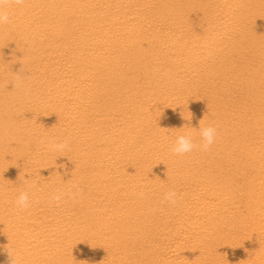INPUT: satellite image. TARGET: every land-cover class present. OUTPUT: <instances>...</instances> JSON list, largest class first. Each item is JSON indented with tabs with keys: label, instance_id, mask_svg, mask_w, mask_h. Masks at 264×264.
Wrapping results in <instances>:
<instances>
[{
	"label": "bare ground",
	"instance_id": "6f19581e",
	"mask_svg": "<svg viewBox=\"0 0 264 264\" xmlns=\"http://www.w3.org/2000/svg\"><path fill=\"white\" fill-rule=\"evenodd\" d=\"M199 122L216 142L174 156ZM71 184L76 200L48 201ZM7 250L16 264H264V0L14 7L0 27V264Z\"/></svg>",
	"mask_w": 264,
	"mask_h": 264
},
{
	"label": "clouds",
	"instance_id": "9594fccd",
	"mask_svg": "<svg viewBox=\"0 0 264 264\" xmlns=\"http://www.w3.org/2000/svg\"><path fill=\"white\" fill-rule=\"evenodd\" d=\"M26 0H0V27L10 24L12 9L14 7H23ZM193 133H196L199 137L197 143L193 138ZM217 128L216 126L209 124L205 126L199 122V127H192V131L176 135L174 142L171 144L170 152L174 156H185L196 149L207 152L211 146L216 142ZM39 144L55 153L63 154L65 151L70 150L69 141L67 139L62 141L47 140L41 138ZM30 177L29 173H25ZM29 179V178H28ZM28 179L24 180L27 181ZM82 194V189L78 184H71L67 190H56L48 196L50 203H55L57 206L64 200L65 197L76 200ZM33 195L29 191H20L16 196L14 204L16 209L20 211H27L32 207ZM143 192L140 193L142 197ZM179 201V196L175 188L169 189L164 193L163 202L170 205H176ZM8 251L11 264H16V259L12 253Z\"/></svg>",
	"mask_w": 264,
	"mask_h": 264
}]
</instances>
